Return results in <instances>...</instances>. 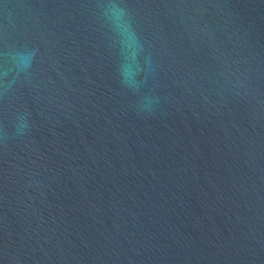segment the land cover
Masks as SVG:
<instances>
[{
    "label": "water",
    "instance_id": "obj_1",
    "mask_svg": "<svg viewBox=\"0 0 264 264\" xmlns=\"http://www.w3.org/2000/svg\"><path fill=\"white\" fill-rule=\"evenodd\" d=\"M0 264H264V0H0Z\"/></svg>",
    "mask_w": 264,
    "mask_h": 264
}]
</instances>
